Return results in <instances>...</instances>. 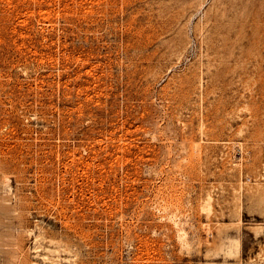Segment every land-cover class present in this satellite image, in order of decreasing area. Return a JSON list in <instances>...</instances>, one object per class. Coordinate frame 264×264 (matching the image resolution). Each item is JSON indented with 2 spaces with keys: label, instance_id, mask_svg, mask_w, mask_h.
Masks as SVG:
<instances>
[{
  "label": "rangeland",
  "instance_id": "1",
  "mask_svg": "<svg viewBox=\"0 0 264 264\" xmlns=\"http://www.w3.org/2000/svg\"><path fill=\"white\" fill-rule=\"evenodd\" d=\"M0 264H264V0H0Z\"/></svg>",
  "mask_w": 264,
  "mask_h": 264
}]
</instances>
